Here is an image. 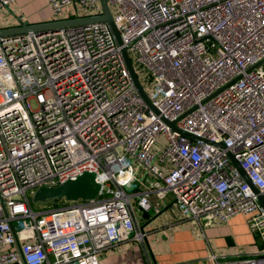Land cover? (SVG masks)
<instances>
[{
  "label": "built area",
  "instance_id": "1",
  "mask_svg": "<svg viewBox=\"0 0 264 264\" xmlns=\"http://www.w3.org/2000/svg\"><path fill=\"white\" fill-rule=\"evenodd\" d=\"M48 3L52 21L103 12L101 0ZM108 3L122 44L105 21L0 36V264H100L126 241L155 264L138 217L160 215L152 197L169 193L201 227L245 215L264 244V0ZM73 4L90 14H67ZM87 171L95 198L33 209L29 190Z\"/></svg>",
  "mask_w": 264,
  "mask_h": 264
},
{
  "label": "crops",
  "instance_id": "2",
  "mask_svg": "<svg viewBox=\"0 0 264 264\" xmlns=\"http://www.w3.org/2000/svg\"><path fill=\"white\" fill-rule=\"evenodd\" d=\"M0 11V29L19 26L28 21L39 24L52 21L48 0H14ZM67 14L71 10H66ZM166 200L165 207L155 221L144 227L148 232L147 245L155 264H217L210 256L254 257L264 264V244L251 230L247 217L238 214L226 222L205 220L203 226L182 218L178 209ZM100 264H148L143 245L137 241L123 242L101 253Z\"/></svg>",
  "mask_w": 264,
  "mask_h": 264
},
{
  "label": "water",
  "instance_id": "3",
  "mask_svg": "<svg viewBox=\"0 0 264 264\" xmlns=\"http://www.w3.org/2000/svg\"><path fill=\"white\" fill-rule=\"evenodd\" d=\"M108 2L109 0H101L102 6H103V12L101 15L92 16V17H80V18L67 19V20H62V21H59V20L49 21V22L39 23V24H30L28 21H25V22L20 23L19 26L0 29V36L1 37L10 36V35L17 36L19 34H25L26 32H29V31H36L38 33H42L43 31H46V30H58L62 27L71 28L74 26L87 25L95 21H105L110 24L118 43L122 44L120 32L117 28L113 13L110 9ZM122 53L124 55L127 66L130 70V73L132 75V78L136 84V87L139 93L142 95L145 101L150 106H152L151 101L139 80L138 74L135 70L134 64L127 51V48L124 47L122 49ZM171 125L174 126V123H172ZM230 157L236 163L238 170L241 172L243 178L249 184H251L254 191L258 193L259 192L258 189L256 188V186L252 184L245 170L241 167V165L238 163V161L234 158L233 155H230ZM100 189H101V184L97 180L96 173L87 171V172H84L82 175L78 176L76 179H69L65 181L64 183H60L54 186L39 187L38 190L34 194L33 200L45 202V201H56L60 199H66L69 201H77L80 199H93L98 195ZM259 199L264 206V196L262 194H259ZM144 217L149 220L150 219L149 213H145ZM142 228H144V226H142ZM260 258H264V255H262ZM14 264H17V263H14Z\"/></svg>",
  "mask_w": 264,
  "mask_h": 264
},
{
  "label": "rangeland",
  "instance_id": "4",
  "mask_svg": "<svg viewBox=\"0 0 264 264\" xmlns=\"http://www.w3.org/2000/svg\"><path fill=\"white\" fill-rule=\"evenodd\" d=\"M7 8L8 7L2 9L4 11L3 13L9 12V10ZM65 10H71L72 12H75L76 15H80V16L81 15H89L90 14V12L84 11L79 5L75 6L74 4L71 5V6L66 7ZM113 13H115L114 9H113ZM9 14L12 15L13 20H15L17 22L19 21V19L17 20V17L16 18L14 17V14H12L11 12H9ZM35 24H37V23H35ZM137 175H138V180H137V184L138 185H140L142 179L145 180V178H149V176H146V171H143V169L139 170ZM146 182H148V181H146ZM126 190L128 192H134V190H132L131 188H128V187L126 188ZM27 194H28V196H29V198L31 200L33 209L36 210V211H43L45 209L52 208V207L56 206V204H55L56 202L55 201H45V202H43V201H34L33 200L34 195H33V193H31L30 190L27 192ZM169 199L172 201V204L170 206L175 208V209H178V212L180 213V210H179L180 207L178 206L176 201L173 202V197H172L171 193L166 194L165 198H163V199L162 198H158L157 196H153L152 197L153 204H155L156 201H160V206L161 207H163V206L165 207L164 202L166 200H169ZM137 212H139V211H137ZM139 213L140 214H139L138 220L140 222V227H142V226L147 227L149 224H151L153 221H155L157 219V217L159 216L158 214L155 213V209H151L148 212L149 215H150V219L149 220L144 217V213H141V212H139ZM190 220H192V219H190ZM192 221H194V220H192ZM204 221L205 220L203 219L202 222L204 223ZM131 235L134 236V232H131ZM243 258L244 257H236V256H234V257H225V258L221 257L220 258V262L223 263V262H226V261L241 260Z\"/></svg>",
  "mask_w": 264,
  "mask_h": 264
}]
</instances>
